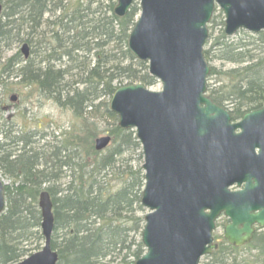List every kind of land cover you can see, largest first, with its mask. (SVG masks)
<instances>
[{"label": "trees", "instance_id": "1", "mask_svg": "<svg viewBox=\"0 0 264 264\" xmlns=\"http://www.w3.org/2000/svg\"><path fill=\"white\" fill-rule=\"evenodd\" d=\"M94 1L0 0L6 20L0 19V38L6 36V26L25 35L37 32L45 14L62 10L54 21H47L54 27L57 42L54 60L65 56L68 66L34 68L27 61L21 67L20 83L37 85L83 121L80 127L72 124L55 144H34L32 137L37 132L25 133L22 128V134L9 129L6 141L0 143V170L13 180L5 186L6 210L0 216V264L18 262L40 249L39 197L44 190L53 202L51 244L58 251V264H134L145 252L141 241L145 213L141 145L134 131L119 126L109 101L120 86H150L156 80L149 74L147 62L138 60L128 48L138 4L118 17L116 2ZM214 22L209 23V48L204 49L211 66L208 95L218 105H228L232 119L237 120L264 105V32L240 31L230 38L222 19V28L214 36ZM24 42L33 44L30 39ZM102 131L112 140L104 151H98L95 140ZM63 168L68 169V181L58 183ZM244 250L253 259H239ZM233 254L231 263L228 258ZM205 260L202 264H264V229L244 247L219 244Z\"/></svg>", "mask_w": 264, "mask_h": 264}, {"label": "water", "instance_id": "2", "mask_svg": "<svg viewBox=\"0 0 264 264\" xmlns=\"http://www.w3.org/2000/svg\"><path fill=\"white\" fill-rule=\"evenodd\" d=\"M135 0H117L125 16ZM140 16L128 40L162 83L152 91L141 83L117 88L110 109L123 129H135L141 143L145 185L142 243L135 264H200L218 248L213 231L225 216L224 238L249 244L264 228V106L231 123L229 111L207 95L210 66L204 58L207 25L215 6L225 14V33L264 30V0H138ZM2 5L0 3V15ZM25 57L28 45H23ZM16 96H12L15 100ZM110 136L96 140L105 149ZM236 186L237 190H232ZM6 207L0 178V215ZM45 245L18 264H57L51 247L53 203L40 194Z\"/></svg>", "mask_w": 264, "mask_h": 264}, {"label": "rangeland", "instance_id": "3", "mask_svg": "<svg viewBox=\"0 0 264 264\" xmlns=\"http://www.w3.org/2000/svg\"><path fill=\"white\" fill-rule=\"evenodd\" d=\"M84 1L86 2V0ZM97 1L116 2L117 0H95V4ZM63 4H68V2H64ZM61 12L62 10L45 14L42 24L37 28L38 31L30 35H25L17 29L11 30V26H6V36L0 38V143L6 141L5 136L8 135L9 129L12 128L17 129V133L19 132V134H22L21 128L25 133L36 131L37 136L35 138L32 137L35 141L34 144L39 142L44 144L46 141L55 144V140L63 139L65 132L68 133V129L72 124H75L77 127H80V125L82 126V120L75 118L68 108L60 106L53 98L47 96L43 89L41 90L35 84H29L25 87L24 84L20 83L22 78V75H19L21 67L27 61L32 62L34 68H45L47 65H50L52 67L54 66L55 69H66L68 66V58L65 56H62V59L59 61L54 60L53 48L57 46V42L52 35L54 34L52 31L54 27L48 22L54 21ZM213 19L215 20L213 32L214 36H216L222 28L221 21L224 19L223 12L217 9ZM2 21H6L5 18H2ZM57 30L59 31V36L64 38L65 34L62 33L63 31H61V28H57ZM25 39H30L33 43H31L32 45L29 43L30 57L27 60H25L21 54V46ZM59 42L60 41H58V46ZM207 48H209V45L205 46V49ZM61 50L63 51V48H60V51ZM11 59L12 61L9 62ZM213 64L220 67L219 61H215ZM65 82H68V77L65 79ZM147 87L152 91L162 90V84L159 81ZM12 94L18 96L15 102L10 101V96ZM104 99L109 100L108 97ZM13 103H15V105ZM225 107L229 108L228 105H225ZM87 118H89L88 121L97 122L94 117ZM106 134L108 133L102 131L97 134V137ZM9 141L8 139L7 142ZM63 169L64 173L60 174L61 179H58V183L68 181V169ZM0 176L6 184H11L13 181L11 178L4 176L2 170H0ZM227 223L228 221L224 217L217 221L216 229L213 233L215 242L219 244L226 242L223 235L224 227ZM43 242L44 239L41 241L40 247L43 245ZM252 253L255 252L252 251ZM249 254V250L241 251L239 259L246 258V256L253 259V256ZM256 255L255 253L254 258H256ZM234 257V254L231 255L228 261L232 263ZM203 261L206 260L202 258L201 263H203Z\"/></svg>", "mask_w": 264, "mask_h": 264}, {"label": "bare ground", "instance_id": "4", "mask_svg": "<svg viewBox=\"0 0 264 264\" xmlns=\"http://www.w3.org/2000/svg\"><path fill=\"white\" fill-rule=\"evenodd\" d=\"M114 94V93H113ZM47 95V94H46ZM113 96V95H112ZM112 98V97H111ZM110 101H111V99H110ZM261 229H264V228H259L258 230H261Z\"/></svg>", "mask_w": 264, "mask_h": 264}]
</instances>
